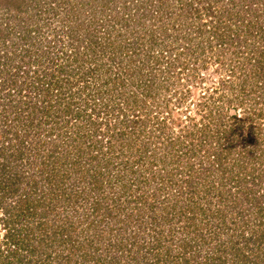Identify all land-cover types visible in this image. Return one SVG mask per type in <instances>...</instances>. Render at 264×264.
Returning <instances> with one entry per match:
<instances>
[{"label": "rangeland", "instance_id": "1", "mask_svg": "<svg viewBox=\"0 0 264 264\" xmlns=\"http://www.w3.org/2000/svg\"><path fill=\"white\" fill-rule=\"evenodd\" d=\"M263 93L264 0H0V143L26 140L13 190L47 153L87 171L44 198L27 249L5 237L0 209V264H264V143L227 114ZM219 139L237 145L228 165L199 166ZM83 214L102 221L87 228Z\"/></svg>", "mask_w": 264, "mask_h": 264}, {"label": "trees", "instance_id": "2", "mask_svg": "<svg viewBox=\"0 0 264 264\" xmlns=\"http://www.w3.org/2000/svg\"><path fill=\"white\" fill-rule=\"evenodd\" d=\"M72 8H74V6ZM244 80H245V78L242 80V82H244ZM121 81H123V80L121 79ZM246 92L249 93L248 91H246ZM262 98L264 100V93H263ZM256 100L257 101H255V104L259 105V108H256V106L252 107L251 110H249L248 108H244L242 110V114H238L235 110L233 112H230V111L227 112V114L229 116L233 117L235 123H238V124H244V122H246L248 119H250V122L248 123L249 126L247 125V130H242V131L244 134H246V133L251 134L250 140L254 144L259 143V141L264 143V102L259 101V99H256ZM242 102H243V99L239 100V102L236 106H238ZM67 109H69V108L67 107ZM67 112H69V111H67ZM132 122L136 123L134 120H132ZM100 124H101V122L93 123L92 124L93 129L90 128V130L91 131L94 130V132H96L97 127ZM7 125H6V127H7ZM32 125L33 124L31 122V126ZM88 126H91V125L88 124ZM204 128L205 129L208 128V125H206L203 128H200V129L202 130ZM12 129H13L12 126L7 127V130L12 131ZM236 130H237V126L233 123L229 129L223 128L221 130V133H223L225 138H230L229 136L231 135V133L235 134ZM76 133L78 134V137L83 136L82 135L83 132H79V130H76ZM6 137L3 138L1 140V143H0V209L3 210V212L6 214L5 215L6 220H5V218H2V221H4V225H6L9 228V232H6L5 237H7V238L9 237L11 239V244L16 245L17 248H19V250L21 251L22 249H24V248L27 249V247H29V246L25 247L24 241H26V240L31 241L30 237L28 236L29 233H27L25 235H20V234H22L21 231L30 228V226L32 225L31 221L36 216H39V217L41 215L46 216L48 213H50L47 211L49 210V208L51 206H49V204H46L43 202L44 198L47 195L53 194V197H51L49 199L50 202L52 203L56 198H59V197L63 196L64 194H67V192H65L66 191L65 188L62 185L63 181L67 177L73 176L75 174H76L77 178L80 179V177L85 176L87 171L83 170L82 168H79L80 170L78 172V169H76L78 167V164H80L83 161V160H81L80 162H77L78 156L71 157L70 154L67 153L66 151H65L66 153L63 155V158L58 157L57 152H55V154H53V152H52V155H48V153H47L48 157L44 156V158H41L40 160L35 161L34 165L32 164L31 166L27 167L28 169H30V167H32L35 171H32L30 173L27 172L28 173L27 176L29 175V177H31V178H30V180L27 181L26 184H24L25 186L22 189L23 193L22 192L18 193V188H15V190H13V188H14L13 186L18 185L20 182H22V180H24V175H21L20 173H18L17 172L18 170L16 168H14L13 166H10V165H11L13 159L20 158V159L24 160L23 159V155H24L23 154V152H24L23 147L25 145L24 142L26 140L25 141L20 140V136H18V133H16L15 135H13L11 137L10 136H8L7 138ZM15 138L17 141L13 142L12 139H15ZM27 138H29V137H27ZM77 147L82 149L81 144H79ZM236 147H237V145L231 146L230 140L219 139L217 147H215L212 150H209L207 152V154H206L207 162L200 161L198 165L199 166H219V168H220L219 170H222V166L228 165V161L231 160L230 155L236 149ZM262 147L264 149V145ZM249 151H251V150H249ZM187 153L190 154L191 152H187ZM36 156H38L37 153H36ZM188 156H191V155H188ZM35 158H37V157H35ZM92 158L97 159V156L93 155ZM68 160H70L71 163ZM67 162L69 163V166L66 165ZM110 163H111V161L108 159V161L104 162L103 164L105 166H108ZM187 163L189 166H193L194 161L193 162H187ZM27 164L29 165L28 162H27ZM101 164H102L101 162L97 161V165H101ZM223 168H225V167H223ZM39 171H40L42 176L40 178H38V180H37L36 177L38 174H36V173ZM73 173H75V174H73ZM96 173L97 172L92 173L93 179L97 178L98 175ZM235 177H233V178H235ZM91 181H92V179L90 180V182ZM38 183H44V185L38 186ZM94 184L96 185L97 183H94ZM51 186H53L54 188H51ZM75 187H76L75 184H73L71 188L75 189ZM97 187H101V186L97 185ZM190 189L194 190V191L197 190V188L195 186L191 187ZM83 191L84 190H82L80 192L79 196H85ZM15 193L18 194V195H16V198L13 199L12 201H9L10 203L9 202L6 203V201L8 200V197L6 200V194L13 197V195H15ZM75 193H76V191H75ZM192 194H195V192L190 191V195H192ZM192 198H194V197H192ZM187 202H189V201H187ZM190 202H193V204H192V206H190L187 209V213L190 216V219L195 220L196 219L195 216H198L197 211L199 210V208H197V202L196 201H190ZM92 204L94 205L92 210L94 211L95 217H97V215H98V213H97L98 201L94 200L92 202ZM173 208H176V206H174ZM45 210H46V212H45ZM181 211L182 210H180L179 214H183ZM83 215L86 217L88 216V218H89V220L87 221V228L96 227V224H94L95 221H98V222L102 221L101 218L96 220L95 218H91L88 214L87 215L83 214ZM69 216L70 215H68L67 218H69ZM170 217L171 216H168V219H170ZM182 218H184V216ZM134 219H135L134 216H131L130 222H132ZM184 220H185V218H184ZM18 221L26 223L28 225L24 226V228H21V229L17 228L18 231H15L14 226L16 225V223ZM75 221L81 223L80 217H77ZM107 221H109V220H107ZM117 222H119V221H117ZM195 222L197 223L196 220L194 221V223ZM192 223H193V221H192ZM73 225H74L73 222H70V224L68 226H64V228L61 231H65L64 233L67 235L69 233V228H73ZM38 226L43 227V222L39 221ZM57 230L60 231L59 229H57ZM127 230L128 229L123 228V227L121 229L116 228V231L118 233L117 234L118 238L122 236V238H120V240L116 239V245H122L123 244V242H124L122 240L123 235H126ZM14 232H19L18 236L16 234H14ZM110 232L111 231L109 230V234H110ZM137 235H139V233L135 234L133 232V233L129 234L127 237H133V236L135 237ZM14 236H17L18 240H16V238ZM110 241H113V237L110 239ZM89 245H91V243H89ZM30 249H32V247ZM10 252H14V251L11 250ZM30 252H32V251H30ZM167 252H168V249L165 250V253H167ZM242 254H243V252H242ZM161 256H162V254H161ZM241 257H242L241 259H243L244 254ZM161 259L162 258H158L157 260H161ZM169 259H172V258L170 257ZM244 261H246V259H244Z\"/></svg>", "mask_w": 264, "mask_h": 264}]
</instances>
